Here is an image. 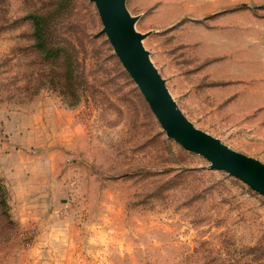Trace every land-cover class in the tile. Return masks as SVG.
Listing matches in <instances>:
<instances>
[{"label":"rangeland","instance_id":"374dc122","mask_svg":"<svg viewBox=\"0 0 264 264\" xmlns=\"http://www.w3.org/2000/svg\"><path fill=\"white\" fill-rule=\"evenodd\" d=\"M125 3L187 118L264 163V0ZM103 28L0 0V264H264V196L167 136Z\"/></svg>","mask_w":264,"mask_h":264},{"label":"water","instance_id":"95a60500","mask_svg":"<svg viewBox=\"0 0 264 264\" xmlns=\"http://www.w3.org/2000/svg\"><path fill=\"white\" fill-rule=\"evenodd\" d=\"M96 4L105 33L124 68L138 85L167 136L186 150L225 171L264 196V163L235 151L220 139L198 129L182 112L166 81L143 47L145 35L135 29L125 0H91Z\"/></svg>","mask_w":264,"mask_h":264},{"label":"trees","instance_id":"16d2710c","mask_svg":"<svg viewBox=\"0 0 264 264\" xmlns=\"http://www.w3.org/2000/svg\"><path fill=\"white\" fill-rule=\"evenodd\" d=\"M47 29L43 27L42 22H40V18H34V22L32 24V36L34 37V39L37 40L38 46L40 44V42L42 40L45 39ZM40 48L43 49V51L48 55H54V54H60V53H66L65 51L62 52L60 50L51 48V49H47L46 46L44 45H40ZM9 204L7 202V192H6V188L4 187L2 181L0 180V212L1 215L4 217V219L8 222L11 223V215L9 212Z\"/></svg>","mask_w":264,"mask_h":264}]
</instances>
